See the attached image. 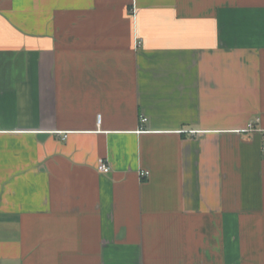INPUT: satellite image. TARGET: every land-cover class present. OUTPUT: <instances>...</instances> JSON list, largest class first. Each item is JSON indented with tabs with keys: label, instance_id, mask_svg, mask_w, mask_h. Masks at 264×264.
<instances>
[{
	"label": "crops",
	"instance_id": "0c3cea01",
	"mask_svg": "<svg viewBox=\"0 0 264 264\" xmlns=\"http://www.w3.org/2000/svg\"><path fill=\"white\" fill-rule=\"evenodd\" d=\"M263 128L264 0H0V264H264Z\"/></svg>",
	"mask_w": 264,
	"mask_h": 264
},
{
	"label": "built area",
	"instance_id": "2783aa9c",
	"mask_svg": "<svg viewBox=\"0 0 264 264\" xmlns=\"http://www.w3.org/2000/svg\"><path fill=\"white\" fill-rule=\"evenodd\" d=\"M143 120H146V118H144ZM98 121L100 122L101 121V115L99 114V116H98ZM249 129L250 130H252L253 129V124H251L250 125V127H249ZM248 129V130H249ZM260 130V132L262 133V136H263V143H262V150H263V153H264V128L263 129H259ZM98 170H100L101 172H104V173H109V172H111V166H110V164L108 163V161L106 160V159H104V158H101L100 160H99V163H98ZM150 174V172L149 171H141L140 172V175L141 176H147V175H149Z\"/></svg>",
	"mask_w": 264,
	"mask_h": 264
}]
</instances>
